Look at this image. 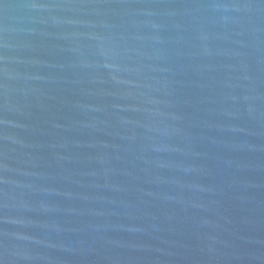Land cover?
<instances>
[{
    "label": "water",
    "instance_id": "95a60500",
    "mask_svg": "<svg viewBox=\"0 0 264 264\" xmlns=\"http://www.w3.org/2000/svg\"><path fill=\"white\" fill-rule=\"evenodd\" d=\"M0 264H264V0H0Z\"/></svg>",
    "mask_w": 264,
    "mask_h": 264
}]
</instances>
